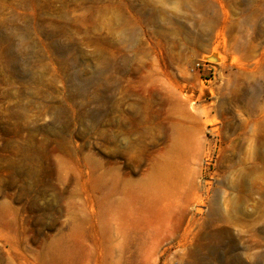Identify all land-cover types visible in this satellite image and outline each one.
I'll list each match as a JSON object with an SVG mask.
<instances>
[{"label": "rangeland", "instance_id": "rangeland-1", "mask_svg": "<svg viewBox=\"0 0 264 264\" xmlns=\"http://www.w3.org/2000/svg\"><path fill=\"white\" fill-rule=\"evenodd\" d=\"M0 264H264V0H0Z\"/></svg>", "mask_w": 264, "mask_h": 264}]
</instances>
